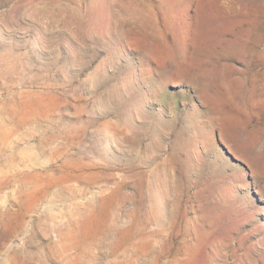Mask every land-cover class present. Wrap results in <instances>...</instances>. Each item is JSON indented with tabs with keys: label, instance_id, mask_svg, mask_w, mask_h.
Masks as SVG:
<instances>
[{
	"label": "rangeland",
	"instance_id": "rangeland-1",
	"mask_svg": "<svg viewBox=\"0 0 264 264\" xmlns=\"http://www.w3.org/2000/svg\"><path fill=\"white\" fill-rule=\"evenodd\" d=\"M0 264H264V0H0Z\"/></svg>",
	"mask_w": 264,
	"mask_h": 264
}]
</instances>
